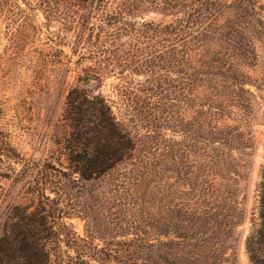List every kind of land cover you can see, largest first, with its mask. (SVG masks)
Returning a JSON list of instances; mask_svg holds the SVG:
<instances>
[{"label":"trees","instance_id":"trees-1","mask_svg":"<svg viewBox=\"0 0 264 264\" xmlns=\"http://www.w3.org/2000/svg\"><path fill=\"white\" fill-rule=\"evenodd\" d=\"M252 1L139 0L110 12L112 0H72L88 32L73 53L98 74L146 78L118 92L136 99L147 132L132 135L103 96L74 89L66 164L58 162L62 169L49 178L56 197L41 190L4 220L10 226L0 230V264H235L228 251L243 218L238 152L253 143L248 69L264 29ZM147 5L170 19L124 22L123 12ZM123 165L110 198L89 186ZM66 190L82 200L86 237L64 220ZM258 193L260 225L245 243L250 264H264V165ZM98 237L102 247L94 244Z\"/></svg>","mask_w":264,"mask_h":264},{"label":"rangeland","instance_id":"rangeland-1","mask_svg":"<svg viewBox=\"0 0 264 264\" xmlns=\"http://www.w3.org/2000/svg\"><path fill=\"white\" fill-rule=\"evenodd\" d=\"M112 1L110 12L134 7L139 0ZM71 2L0 0V136L4 140L0 145V230L8 229L10 222L4 220L17 217L21 208L32 204L41 190L50 198L56 197L49 178L56 175L53 169H62L58 162L66 164V151L62 146L70 133L69 122L65 120L66 106L74 89L103 96L132 135L147 132V127L138 121L136 99L133 102V97L124 98L118 92L123 85L135 90L146 78L132 72L123 77L118 73L98 74L92 61L80 60L78 51L73 53L75 42L87 39L88 32L80 26L81 12L76 15ZM252 4L264 24V0H253ZM137 9L123 12L124 22L139 25L170 19L149 5ZM250 21L253 25L249 23L248 27L252 34L257 24L253 18ZM258 31V38L254 40L256 62L248 69L253 143L250 149L238 152L242 178L238 180L237 200L243 218L229 240L228 256L235 264H250L245 243L252 230L260 225L258 186L264 165V29ZM124 168V165L118 167L89 186L93 185L97 191L106 193L105 198H110L107 192L110 183ZM61 200L69 229L81 238L86 237V224L90 226V221L81 216L82 200L76 191L66 190ZM101 240L98 237L94 244L102 247ZM51 244L53 249L55 245ZM61 247L65 250L63 244Z\"/></svg>","mask_w":264,"mask_h":264}]
</instances>
